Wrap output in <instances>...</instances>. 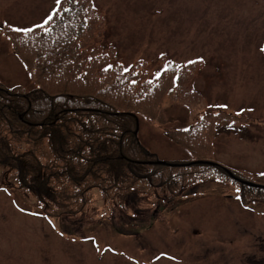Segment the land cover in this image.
Wrapping results in <instances>:
<instances>
[{
	"label": "rangeland",
	"instance_id": "374dc122",
	"mask_svg": "<svg viewBox=\"0 0 264 264\" xmlns=\"http://www.w3.org/2000/svg\"><path fill=\"white\" fill-rule=\"evenodd\" d=\"M92 2L103 22L88 48L124 67L142 63L150 77L168 62L178 67L198 62L191 88L200 93L202 111L225 113L214 124L209 152L198 156L244 179L252 180L247 173L264 178V0ZM57 4L0 0L4 86L31 88L34 81L1 24L29 36L46 24ZM163 102L166 117L161 112L150 122L138 115L139 140L158 158L191 159L192 152L162 130L165 124L188 127L195 112L167 97ZM232 117L239 120H227ZM218 181L195 183L170 202L162 194L154 204L152 189L137 191V204L101 213L102 201L93 193L80 213L44 217L35 198L11 187L6 175L0 180V264H264V202L244 204L236 184ZM251 183L264 186V181Z\"/></svg>",
	"mask_w": 264,
	"mask_h": 264
},
{
	"label": "trees",
	"instance_id": "16d2710c",
	"mask_svg": "<svg viewBox=\"0 0 264 264\" xmlns=\"http://www.w3.org/2000/svg\"><path fill=\"white\" fill-rule=\"evenodd\" d=\"M97 10L92 0H60L51 19L29 36L3 27L34 85L0 82V180L7 175L11 187L32 195L44 217L80 213L93 193L102 201L100 213L137 204L139 190L152 189L154 204L162 194L169 200L207 178L236 184L245 203L264 202V187L238 183L220 165L156 163V154L135 134L139 114L154 122L166 97L185 103L195 112V123L165 124L162 131L189 149L191 159H201L198 154L209 152L214 124L225 113L202 111L200 93L191 88L198 62L181 67L168 62L150 77L142 63L124 67L110 63L100 49L88 48L103 22ZM199 165L204 167L190 171ZM247 174L249 181H264Z\"/></svg>",
	"mask_w": 264,
	"mask_h": 264
},
{
	"label": "snow or ice",
	"instance_id": "6c2138e0",
	"mask_svg": "<svg viewBox=\"0 0 264 264\" xmlns=\"http://www.w3.org/2000/svg\"><path fill=\"white\" fill-rule=\"evenodd\" d=\"M56 2L59 4L60 3V0H56ZM49 19H51V17H49Z\"/></svg>",
	"mask_w": 264,
	"mask_h": 264
},
{
	"label": "water",
	"instance_id": "95a60500",
	"mask_svg": "<svg viewBox=\"0 0 264 264\" xmlns=\"http://www.w3.org/2000/svg\"><path fill=\"white\" fill-rule=\"evenodd\" d=\"M245 183L250 184V183H248V182H245Z\"/></svg>",
	"mask_w": 264,
	"mask_h": 264
}]
</instances>
